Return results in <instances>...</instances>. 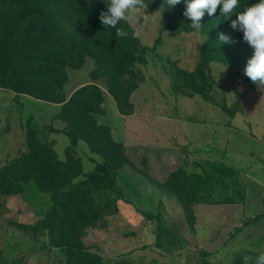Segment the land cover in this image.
Listing matches in <instances>:
<instances>
[{
    "label": "rangeland",
    "instance_id": "obj_1",
    "mask_svg": "<svg viewBox=\"0 0 264 264\" xmlns=\"http://www.w3.org/2000/svg\"><path fill=\"white\" fill-rule=\"evenodd\" d=\"M144 2L127 37L90 38L86 16L65 31L40 0H0V264H244L264 252V84L243 74L254 50L219 8L194 29L186 0ZM258 2L239 0L231 19ZM202 127L219 131L206 148ZM244 156L246 205L231 191ZM216 171L228 196L211 194Z\"/></svg>",
    "mask_w": 264,
    "mask_h": 264
},
{
    "label": "clouds",
    "instance_id": "obj_2",
    "mask_svg": "<svg viewBox=\"0 0 264 264\" xmlns=\"http://www.w3.org/2000/svg\"><path fill=\"white\" fill-rule=\"evenodd\" d=\"M181 0H167L169 7H174ZM107 11H101L99 19L104 28L115 29L118 37H127L128 31L117 27L121 21L131 24L138 12H144L148 4L144 0H105ZM239 0H186V9L183 15L191 20L189 27L199 29L205 11L209 16L215 14L219 8L220 16L231 21L234 31L243 33V40L253 48L254 53L247 61L243 74L254 84H264V0L251 6H246L243 11L236 13V19H231L237 9ZM138 32H133L137 36ZM219 42L232 43L229 36L218 34ZM244 264H264V252L255 258L245 256Z\"/></svg>",
    "mask_w": 264,
    "mask_h": 264
},
{
    "label": "trees",
    "instance_id": "obj_3",
    "mask_svg": "<svg viewBox=\"0 0 264 264\" xmlns=\"http://www.w3.org/2000/svg\"><path fill=\"white\" fill-rule=\"evenodd\" d=\"M40 5L43 10L42 16L48 17L47 20L58 19V24L60 23L59 25H62L65 31L69 28L73 29L72 25L74 17H77V20L81 21L85 18L83 16L88 18V22L84 24L81 30L90 38H93L97 34L103 35L104 33V35H106V31H115V29L104 28L100 19H97V17L100 16L101 11H107L105 0H40ZM117 27H123L127 30L123 21H121ZM84 42L90 43V41ZM84 42L82 43L84 44ZM83 44L81 48L83 47ZM90 45L91 44L88 46L90 47ZM111 45V43L107 42V38H105L103 42L93 44V46L98 48L103 46L106 48Z\"/></svg>",
    "mask_w": 264,
    "mask_h": 264
},
{
    "label": "crops",
    "instance_id": "obj_4",
    "mask_svg": "<svg viewBox=\"0 0 264 264\" xmlns=\"http://www.w3.org/2000/svg\"><path fill=\"white\" fill-rule=\"evenodd\" d=\"M205 129H206V133H208V132L211 133L209 139H208V137L203 136V132ZM217 129H218V127H207V128L202 127V128H200V132L202 135H200L199 137H196V143L200 142L202 144V146L204 144L205 145L204 148H206V146L208 144L213 145L215 143V141H217L219 139V137L217 135H215L216 132H219ZM223 129L235 130V128L233 126L232 127L227 126V127H224ZM238 161H239V164L242 165V167H241L242 174H239V176L237 178V181L239 182L237 187H240V189L239 188H237V189L231 188V191L233 190L232 193L237 194L238 197L244 198V200L246 201V202L244 201V205H246L247 201H249V198L251 196L250 178H249L250 177V167L248 168V164L250 165V163H249L250 158H248L247 156L246 157L244 156L242 159H240ZM225 162H227L228 164L233 163L229 160H226ZM222 163H224V162H222ZM197 176H199V175H197ZM210 176H220L215 183L212 182L213 184L211 186V194L213 196L216 195V197L228 196L229 192H230V189L227 186L228 184H226L225 186L223 184H222L223 186L222 185L218 186V185H219V182H220V184L222 182V176H230V175L229 174H219L216 171V172L212 173ZM226 183H227V180H226ZM231 183H233V181Z\"/></svg>",
    "mask_w": 264,
    "mask_h": 264
}]
</instances>
